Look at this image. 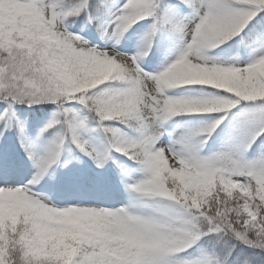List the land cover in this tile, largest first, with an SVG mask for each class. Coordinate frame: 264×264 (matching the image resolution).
Wrapping results in <instances>:
<instances>
[{"label": "snow or ice", "instance_id": "6c2138e0", "mask_svg": "<svg viewBox=\"0 0 264 264\" xmlns=\"http://www.w3.org/2000/svg\"><path fill=\"white\" fill-rule=\"evenodd\" d=\"M0 264H264V0H0Z\"/></svg>", "mask_w": 264, "mask_h": 264}, {"label": "trees", "instance_id": "16d2710c", "mask_svg": "<svg viewBox=\"0 0 264 264\" xmlns=\"http://www.w3.org/2000/svg\"><path fill=\"white\" fill-rule=\"evenodd\" d=\"M139 31H142V29H140ZM136 37L133 36L132 37V40H135ZM98 42V41H97ZM134 49V45L132 43H130L129 41H123L122 44H121V50L123 51H126V52H132ZM50 110V106H47ZM17 149H18V145H17ZM22 155V153H21ZM23 163H25V165H27V162L26 160L23 161ZM86 165L88 166V171L90 174H92L93 172H96L97 174L99 175H104L105 173H99L98 170H95L94 167L91 165V162L90 161H85ZM72 167H75V165H73ZM81 168H83L84 166L81 165L79 166ZM66 173L64 171H60L58 172V177H62L63 175H65ZM107 175H109L113 181L115 182L116 181V177H115V173L114 171L112 170L111 166H109V169L107 171ZM56 183V181H53L51 178H46L42 184H43V187L47 190V189H50V187Z\"/></svg>", "mask_w": 264, "mask_h": 264}]
</instances>
